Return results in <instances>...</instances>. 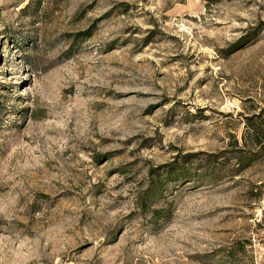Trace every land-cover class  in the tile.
<instances>
[{"label":"rangeland","instance_id":"374dc122","mask_svg":"<svg viewBox=\"0 0 264 264\" xmlns=\"http://www.w3.org/2000/svg\"><path fill=\"white\" fill-rule=\"evenodd\" d=\"M261 107L264 0H0V264H264Z\"/></svg>","mask_w":264,"mask_h":264},{"label":"trees","instance_id":"16d2710c","mask_svg":"<svg viewBox=\"0 0 264 264\" xmlns=\"http://www.w3.org/2000/svg\"><path fill=\"white\" fill-rule=\"evenodd\" d=\"M255 35V31L247 33L232 44L236 47L239 43H248ZM230 49V48H229ZM235 49V48H234ZM233 50V49H231ZM243 123V129L240 135V145L236 147L239 154L237 155L238 161H243L247 165L251 164V161L261 158L264 156V107H261L256 112L250 113V115H245ZM237 140L233 142V146H237ZM186 162L177 164L175 163H165L160 167L162 169L152 170L149 176V187L144 191V194L141 196L139 201H137L138 206L141 210H144L147 207V201L151 198L150 192L155 193L160 191V187L166 186V182H175L176 179H180L179 176H184L183 173H186L188 166ZM185 165V166H183ZM185 177V176H184ZM153 187H155L153 189ZM150 191V192H149ZM150 211L154 215H158L160 208H150Z\"/></svg>","mask_w":264,"mask_h":264}]
</instances>
